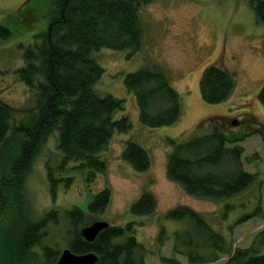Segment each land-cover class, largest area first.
Segmentation results:
<instances>
[{"label":"trees","instance_id":"obj_1","mask_svg":"<svg viewBox=\"0 0 264 264\" xmlns=\"http://www.w3.org/2000/svg\"><path fill=\"white\" fill-rule=\"evenodd\" d=\"M149 2L52 0L47 29L37 35L38 42L24 50L23 66L15 70L17 79L31 93L32 106L17 109L0 99V264H55L61 251L43 245V240L47 227L60 221L65 227L64 247L73 254L92 253L97 257L94 264H144L145 248L137 241L136 227L131 222L125 226L109 224L92 242L81 234L84 227L98 221L96 217L109 205L111 192L107 185L93 195L85 211L72 207L60 216L52 208L36 217L27 184L37 158L53 134L63 155L62 163H72V172L88 171L87 181L93 182L98 173L106 171V162L99 153L115 134L128 133L132 123L123 114V99L95 91L104 71L94 54L102 49L129 50L131 54L140 50V12ZM246 2L256 23L264 26V0ZM37 16L29 8L8 27L0 24V39H8L18 25L29 27ZM124 85L136 98L139 120L144 126L158 128L179 121L181 96L163 70L142 67L126 74ZM235 87L232 74L217 64L206 67L199 81L200 97L207 104L225 102ZM257 99L264 111V83ZM246 121L230 116L209 118L202 123L212 122L209 133L193 134L185 142L167 139L168 179L187 195L199 199L221 201L246 191L255 183L256 175L247 171L244 164L254 156L248 159L239 143L255 134L264 140V132L258 128L249 126L244 135H235L228 129L229 124L246 125ZM121 158L138 173L151 166L148 152L132 138L125 141ZM52 170L47 167L54 195L57 184H69L71 177L56 179ZM149 184L151 181L130 206V214L145 217L156 210L155 196L147 189ZM260 214L264 213L256 207L249 217ZM164 218L184 223L173 233L172 249L187 264H215L223 256L228 257L226 264H264V230L249 247L232 251L206 217L188 206L173 208ZM168 238L164 224L159 225L162 246ZM162 260L164 264H182L167 256Z\"/></svg>","mask_w":264,"mask_h":264},{"label":"rangeland","instance_id":"obj_2","mask_svg":"<svg viewBox=\"0 0 264 264\" xmlns=\"http://www.w3.org/2000/svg\"><path fill=\"white\" fill-rule=\"evenodd\" d=\"M0 0V24L8 27L26 9L38 14L30 26L18 25L11 36L0 39V99L17 109L32 106V96L17 79L15 70L23 66V53L28 45L38 42L47 29L52 0ZM246 0H150L140 12L142 47L134 53L102 49L94 56L103 74L94 86L99 95H111L125 102V114L132 128L128 133L115 134L99 156L106 162V171L98 173L93 182L87 181L88 171L72 172V163H62L56 135L47 140L28 179V193L34 213L41 216L56 209L60 216L72 207L86 210L88 203L105 185L111 201L96 217L110 225L133 223L135 237L145 248L144 264H164L162 257L175 258L187 264L184 257L173 251V233L183 222L165 220V214L178 206H188L203 214L210 226L228 241L230 250L249 247L264 230V214L249 217L256 207L264 213V140L259 135L246 136L239 145L249 163L244 168L256 175L255 183L239 195L221 201L199 199L187 195L166 175L167 139L185 142L191 136L209 133L214 117L230 116L247 120L246 125L229 124L235 135H244L250 127L264 132V111L257 94L264 83V26L256 23ZM217 64L229 71L236 84L225 102L207 104L199 92V81L206 67ZM163 70L180 94L182 113L174 125L149 128L139 120L135 96L126 91L125 75L142 67ZM120 114H118V117ZM202 125V126H200ZM246 132V133H245ZM135 139L149 154L151 166L138 173L121 158L128 139ZM53 176L71 177L70 183L57 184L52 195L47 167ZM67 169V170H66ZM89 178V177H88ZM153 193L156 210L150 216L130 214V206L143 188ZM230 207V208H228ZM248 217V218H247ZM139 223H142L140 225ZM164 224L169 238L164 245L158 239L159 225ZM183 224V225H182ZM65 227L62 221L48 226L43 245L65 249ZM264 251V249L262 250ZM223 256L215 264H226Z\"/></svg>","mask_w":264,"mask_h":264},{"label":"water","instance_id":"obj_3","mask_svg":"<svg viewBox=\"0 0 264 264\" xmlns=\"http://www.w3.org/2000/svg\"><path fill=\"white\" fill-rule=\"evenodd\" d=\"M109 226L106 222L97 221L81 230L86 241L92 242L98 233ZM97 261L96 255L89 253L84 255L73 254L69 249L61 251L60 257L55 264H94Z\"/></svg>","mask_w":264,"mask_h":264},{"label":"flooded vegetation","instance_id":"obj_4","mask_svg":"<svg viewBox=\"0 0 264 264\" xmlns=\"http://www.w3.org/2000/svg\"><path fill=\"white\" fill-rule=\"evenodd\" d=\"M25 6V4H23V6L21 5L19 8H22V7H24Z\"/></svg>","mask_w":264,"mask_h":264}]
</instances>
